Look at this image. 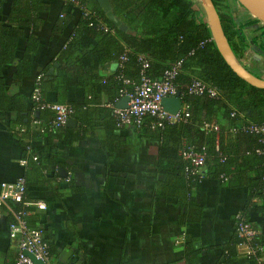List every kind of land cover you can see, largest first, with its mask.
I'll return each mask as SVG.
<instances>
[{"label": "crops", "instance_id": "0c3cea01", "mask_svg": "<svg viewBox=\"0 0 264 264\" xmlns=\"http://www.w3.org/2000/svg\"><path fill=\"white\" fill-rule=\"evenodd\" d=\"M38 6L30 12L32 21L21 23L20 1L0 3V26L11 23L18 30L11 51L4 55L6 62L0 64L1 87L5 98H10L3 104L12 106L0 114V182L22 178L28 200L44 202L43 210L31 208L25 218L49 246L50 262L229 264L226 249L231 246L235 264H250L234 241V215L243 210L257 235L264 236V207L256 209L260 200L249 198L246 188L247 176L257 175L256 164L246 160L227 181L210 175L188 185L180 174H163L157 138L142 127L114 124L108 94L96 87L116 68V60L107 56L114 46L107 55L100 54L102 62L95 67L90 61L83 67L74 62L71 72L75 76L66 77L72 80L68 85L55 83L54 71L46 70L42 98L75 105V116L71 112L68 117L74 125L51 128V112L28 114L35 77L55 62L77 16L65 7L61 17V0L39 1ZM235 6L236 12L230 5L236 21L252 18ZM248 51L252 58H247ZM76 56L73 52L70 57ZM240 62L257 76L264 75V54L254 46L246 47ZM19 116L28 117L35 131L27 142L46 163L42 172L24 160L18 141L25 142ZM32 118H38L37 122ZM41 173L50 180L43 181ZM12 220L8 207L0 205V264H11L15 256V241L7 234ZM259 256L264 264V244Z\"/></svg>", "mask_w": 264, "mask_h": 264}, {"label": "trees", "instance_id": "16d2710c", "mask_svg": "<svg viewBox=\"0 0 264 264\" xmlns=\"http://www.w3.org/2000/svg\"><path fill=\"white\" fill-rule=\"evenodd\" d=\"M19 1L23 5L20 12L22 15H19L21 23L31 22L30 12L38 10L39 1L43 0H13V3ZM61 2V17L64 16L65 7L77 12L75 26L68 40L57 53L55 62L40 71L41 94L47 69L54 71L55 83L68 85L72 83V80L66 77L75 76L71 72L74 62L79 61L78 65L83 67L87 61H90L92 62L90 66L95 67L102 62L100 54L107 55L106 51H112L113 46L114 51L107 56L116 60V68L109 77L100 79L99 84L96 85L99 90H104L108 94L111 106L120 99V92L131 91L141 76L158 78L164 69L179 61L174 84L180 101L188 106V116L182 121L165 124L162 128L152 130L148 128L152 118L146 117L139 126L158 140L159 170L163 174H180L184 183L188 185L196 182V175L183 173V167L187 163L182 160L179 151L186 145L194 147L197 151L201 147L204 148L203 178L211 175L219 179L218 176L222 174L227 181L232 176L231 173L241 169L240 167L248 162L246 160H249L256 164L258 172L255 177H252L253 179L246 175L247 196L257 197L260 204L256 209L263 208L264 143L259 141L262 134L250 132L248 126H264V88L249 85L225 64L210 38L204 20L197 18L203 13L195 6V2L192 0H108L114 16L126 26L125 31L118 30L110 23L98 6L97 0H79L80 6L73 5L67 0H61ZM211 2L218 15L223 34L238 60L248 45L254 46L264 54L263 22L253 17L243 22L236 21L227 0H211ZM81 7L89 14L83 15ZM9 24L0 26V64L6 62L3 60L4 55L11 51L18 31L11 27V23ZM245 29L248 30V35L244 32ZM259 41L263 43L262 49L258 45ZM73 52L77 53V59L70 57ZM82 59L85 61L82 62ZM143 60L146 63L144 67H142ZM258 76L264 78V75ZM194 78L214 87L218 97L189 94L187 87ZM1 85L0 81V114L4 110L11 111L12 107L10 105L5 108L3 103L9 97L5 98ZM49 87L51 88V84ZM69 105L72 107L71 115L75 116V105ZM33 107L34 104L31 102V111L28 110V114L34 113ZM44 111L48 110L38 112ZM24 118L27 119L26 122H22ZM18 121L24 127L22 137L25 142L18 139L25 151L24 160L28 165L42 172L46 163L33 154L27 142V139L34 138L35 131L29 127L28 117L19 116ZM115 121L113 116L114 124ZM204 121L216 123L218 130L203 129L201 123ZM232 128L235 129L234 132H231ZM74 135L75 133L72 134V138ZM215 146L217 151L214 149ZM256 149L263 150V153L257 154ZM40 177L43 181L50 180V177H45L44 173H41ZM24 187V199H28L26 186ZM7 206H10L11 210L20 209V205L13 202H9ZM239 213L247 220L243 210H239ZM234 241L238 243L239 238L235 236ZM252 242L263 245L264 236L256 235ZM48 253L51 254L49 246ZM226 254L229 264H235L233 247H228ZM246 258L253 261V256ZM50 264L53 263L50 262Z\"/></svg>", "mask_w": 264, "mask_h": 264}, {"label": "built area", "instance_id": "2783aa9c", "mask_svg": "<svg viewBox=\"0 0 264 264\" xmlns=\"http://www.w3.org/2000/svg\"><path fill=\"white\" fill-rule=\"evenodd\" d=\"M73 5H79V0H67ZM83 15L89 12L81 7ZM61 16V14H60ZM123 59V57H121ZM180 62L176 61L162 71L158 78H148L141 76L139 82L135 84L128 93L120 92V95L127 96L125 108H116L111 106V112L116 119L115 124L132 125L139 127L146 117L152 118L149 123V129L162 128L165 124H172L184 120L188 116V106L180 101L179 109L170 114L163 110L160 100L163 97L176 96L177 90L174 84V78L178 71ZM146 63L142 61V67ZM142 72V71H141ZM41 75L35 77L33 87L30 92V100L34 104L33 111L48 110L52 116L49 120V127L57 128L62 126L66 119L72 112V108L67 104L47 102L42 98L40 88ZM127 82V81H124ZM187 92L194 95L205 94L208 97H218L217 90L204 83L203 81L194 78L190 81L187 87ZM178 97V96H177ZM179 99V97H178ZM180 100V99H179ZM32 122L37 120L32 118ZM202 128L209 131H217V124L212 121H204L201 123ZM248 130L253 133H261L259 141L264 143V126L250 125ZM235 129L232 128L231 132ZM217 151V147L214 148ZM257 154L263 153V150L256 149ZM180 157L187 163L183 167V173L187 175H196L197 180L203 178V162H204V148L201 147L199 151L192 146H185L179 151ZM219 179L226 180L222 174ZM24 181L22 178H16L12 182H0V205L7 206L9 202L17 203L20 209L10 210L13 220L8 224L7 234L9 239L15 241L16 254L12 264H34L24 252L31 253L35 259L42 262V264H50V255L48 253V245L42 238L41 232L34 226H30L26 222V216L32 213L31 208L36 210H43L45 204L42 201H33L24 199ZM235 233L239 238L238 244L242 247V253L245 257L253 256V261L250 264H260L259 253L262 250V245L254 244L252 241L257 235L255 228L247 221L241 213L234 215Z\"/></svg>", "mask_w": 264, "mask_h": 264}, {"label": "water", "instance_id": "95a60500", "mask_svg": "<svg viewBox=\"0 0 264 264\" xmlns=\"http://www.w3.org/2000/svg\"><path fill=\"white\" fill-rule=\"evenodd\" d=\"M249 15L256 18L258 21L264 23V0H235ZM98 6L110 21V23L115 26L120 31H125L126 26L120 22L112 13L108 0H97ZM199 7L204 16V22L208 29L210 38L217 49L218 53L222 57L225 64L231 69V71L238 76L240 79L245 81L251 86L257 88H264V78L261 76H256L248 71L243 64L238 60L233 54L220 26L218 15L211 0H198ZM256 24H254L255 26ZM176 96L163 97L160 100V104L166 112L174 114L180 106V100ZM127 102V96L123 95L114 104L116 108H125ZM65 125H74V120L67 118ZM26 256L34 264H42L41 261L34 258L31 253L24 252Z\"/></svg>", "mask_w": 264, "mask_h": 264}, {"label": "rangeland", "instance_id": "374dc122", "mask_svg": "<svg viewBox=\"0 0 264 264\" xmlns=\"http://www.w3.org/2000/svg\"><path fill=\"white\" fill-rule=\"evenodd\" d=\"M192 1H194L195 2V6L197 7V8H200L199 7V4H198V0H192ZM227 2H228V4L229 5H231L232 7H233V11L234 12H236V10L234 9V6L236 7V9H238V11H243V9L240 7V5L237 3V1H235V0H227ZM230 9H231V7H230ZM236 14V13H235ZM243 14V13H242ZM243 15H246V14H243ZM235 16H237V14L235 15ZM197 18H199V20H204V16L203 15H200V16H197ZM254 18V17H253ZM246 31V33L248 32V30L246 29L245 30ZM249 33V32H248ZM248 33H247V35H248ZM247 38H249V37H247ZM263 38V37H262ZM261 39V38H260ZM260 42V41H259ZM262 42H260L258 45L260 46V48L262 49L263 48V46H262ZM251 46V45H250ZM251 47H253V46H251ZM250 53H252V52H250V51H248V56H247V58L249 59V58H252V55L250 54ZM252 63V62H251ZM255 75L257 74L254 70H252V69H250Z\"/></svg>", "mask_w": 264, "mask_h": 264}]
</instances>
